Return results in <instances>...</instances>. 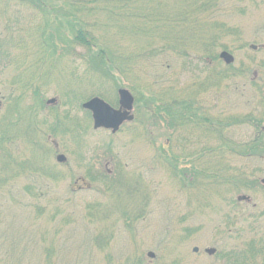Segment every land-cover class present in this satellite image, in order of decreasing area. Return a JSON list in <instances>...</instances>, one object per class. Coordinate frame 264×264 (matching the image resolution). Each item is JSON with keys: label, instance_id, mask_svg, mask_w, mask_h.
<instances>
[{"label": "rangeland", "instance_id": "obj_1", "mask_svg": "<svg viewBox=\"0 0 264 264\" xmlns=\"http://www.w3.org/2000/svg\"><path fill=\"white\" fill-rule=\"evenodd\" d=\"M160 1V8L170 12L148 21L157 27L147 35L148 46L143 39H137L141 37L119 30L138 23L137 19L122 17L113 21L107 12H97L100 23L117 24L111 31L102 26L105 31L97 34L101 41H116L119 54L148 51V59H139L128 78L124 77L126 87L135 88L130 90L137 98L136 120L113 134L94 129L92 116L85 114L82 104L66 106L60 83L66 82L65 75L68 77L69 71L78 67L76 84L87 100L102 91L115 105L119 87L110 82L100 90L96 84L88 87L83 73L86 64L80 55L71 56L73 65L65 60L64 68L56 69V76L49 77L51 84L47 88L38 83L34 66L39 52L34 26L40 22V14L33 11L36 17L32 19L30 9L15 5L8 8V2L0 0V38L2 42L8 40L5 47L11 52L0 64V264H230L227 258L208 255L205 248L216 247L229 257L241 248L250 249L253 240H262L260 244L264 246V185H260L264 158L247 161L229 154L218 156L214 151L198 161L188 159L186 156L201 145L192 143L197 133L187 125L183 134H191L188 140L181 143L172 137L169 147H155L154 139L165 142L167 128L154 125L148 110L139 108L142 104L148 107L149 95L144 93H158L165 100L170 94L180 99L195 98L213 117L228 119L250 111L260 113V92L250 80L257 71L259 79L264 76L260 70L264 61V0H211L198 7L193 2L191 13H183V17L181 9L187 0ZM103 2L98 0L97 6ZM110 2L117 13L136 17L142 10L143 15L148 14L146 0ZM121 5L125 6L123 10ZM16 9L20 11L21 24L14 30L6 29L4 22ZM21 39L26 43L22 44ZM164 45H173L185 54L166 48L150 57V50ZM223 50L235 56L232 65L236 69L249 67L251 74L236 71L234 77L219 80V70L227 65L222 60L205 62V58H213ZM78 51L82 53L81 48ZM19 60L24 65L18 66ZM21 73L26 74V81L19 83L15 79ZM39 87L46 89L41 92L44 105L33 93ZM52 98L56 102H49ZM10 107L7 126L3 119L10 114ZM56 115L72 130L78 128L84 133H48ZM222 130L236 141L255 134L252 126L243 123ZM210 138L213 136H205L203 146L221 144L220 138L218 143ZM40 141L48 150L45 160L30 143L38 145ZM60 153L67 157L64 163L57 161ZM178 157L189 162L183 164L186 171L193 166L206 172L207 176L201 177L203 183H195L194 179V184L183 186L174 171V166L182 163H175ZM38 158L48 173L28 169L26 161ZM17 162L18 168L13 170ZM8 163L9 170L4 166ZM213 167L222 171L214 176L208 170ZM235 167L254 173L260 183L251 182L256 185L240 190L224 184L225 177L236 173ZM244 193L250 195L248 200H236ZM150 252L155 256L149 257ZM247 263L264 264V250L258 260Z\"/></svg>", "mask_w": 264, "mask_h": 264}, {"label": "trees", "instance_id": "obj_2", "mask_svg": "<svg viewBox=\"0 0 264 264\" xmlns=\"http://www.w3.org/2000/svg\"><path fill=\"white\" fill-rule=\"evenodd\" d=\"M8 2L7 7H12L15 5V7L20 6L22 8H28L30 9L29 14L32 19L36 17V14L33 11H38L40 14V22L34 26V31L36 33V39L35 44H37L38 49V58L35 61L37 66H34V69L37 70L38 76L36 79L38 80V83L44 84L46 88L51 84L49 77L53 74H55L54 71L56 69L64 68L62 63L65 60H68V63L71 62V65L74 64V57L71 58V56L75 55L76 57L78 55L81 56L82 61L84 64H86V69L83 71V73L86 75V78L83 79L88 82V87L91 85H99V90L102 89V86L105 84L114 83L118 87H126L128 84H124L125 80L124 77L126 76L128 78V74L132 71V66L134 64L138 63L140 61L139 59H148V51L147 53H129V54H119L116 50V46H119L116 41H101V37L97 34L100 33L99 31H105V28L108 26V29H113L117 27V24L115 25L112 23L109 25V23H100V21L96 18L97 12L100 10L101 12H107L108 15H111V19L114 21L115 18L120 19L122 17L124 18H131V19H137L138 23L129 24L130 26L120 27L119 30H121L123 33H126L130 35L131 37H141L137 39H143L142 42H146L148 46V34L153 33L157 27H153L148 24V21L150 19L157 20L155 17L162 16L164 13L170 12L166 11L164 12V8H160V0H146L148 2V14L143 15L144 12L142 10H139L134 17L132 14H125L123 13H117V9L110 1L111 0H103V4H99L97 6L98 0H92L86 1V0H6ZM211 0H187L185 3V8L181 9L182 14L180 15L183 17V13H191V4L195 2L196 7L203 6L207 3H209ZM95 3V4H94ZM88 4V5H87ZM121 10L125 8L124 5H121ZM23 12V16H24ZM37 13V14H38ZM120 17V18H119ZM20 18V11L18 9L15 10V14L8 16L7 20L4 22V26H6V29H12L14 26H19L21 24ZM137 22V21H136ZM124 25V24H123ZM122 25V26H123ZM17 28V27H16ZM14 30V29H12ZM128 31V32H125ZM230 30V29H229ZM227 29V32H229ZM218 40V39H217ZM20 42L22 44L26 43L25 40L21 39ZM138 42V41H137ZM218 42V41H217ZM5 45H9L8 40L2 42V39L0 38V64L3 59L9 58L11 55V52ZM180 45H182L180 43ZM78 48L82 49V53L78 51ZM166 48H169L176 51L177 54L184 55L185 53L183 51H179L176 49L175 46L164 45L162 48H155L149 51L150 57L153 55H157L160 52H164ZM225 49L228 48V46L224 47ZM159 50H161L159 53H157ZM204 51L206 53L208 52V49L205 48ZM81 53V54H80ZM210 54V53H209ZM206 57V56H205ZM78 58V57H77ZM80 58V57H79ZM208 58V59H207ZM212 59V60H210ZM220 61L221 59L219 57V54L214 56L213 58L210 56H207L205 58V62L208 61ZM22 62V63H21ZM23 60H19L16 62L18 66L24 65ZM245 68V67H243ZM78 70V67H74L73 71H69L68 77L65 75V77L68 79L64 83H60L61 86H63L62 91L64 92V99L66 106H70L74 108L75 106L81 105L84 101L87 100L85 97V93L81 90H79V86H77L76 81V71ZM251 68L247 67L245 70L236 69L232 64L227 65L225 69H220L218 72V78L219 80L223 79H229L234 77L236 75V71H240L241 73H244V75L251 74ZM261 72L264 74V61L261 65ZM259 70V71H260ZM37 72L33 73V78L36 77ZM54 72V73H52ZM258 71L254 73L252 76L250 82L254 88L259 94V106L258 108H261V112L254 114L253 111H250L248 114L244 116H230L228 119H225L226 117L218 115L217 117L210 116L207 112L204 110L203 107H201L200 103L195 98H184L180 99L178 97H174L170 94L169 97L165 100L162 96L158 95V93L153 94H146L149 95L150 101L147 104H142L140 109L142 108L145 110V112L148 110V116H150L152 119L155 120L154 125H163L166 126L167 130L166 136H165V142H159L154 139V146L155 147H165L166 145L169 147V143L172 140V137H177V139L183 143L184 141L188 140V137L183 134V131L186 130L184 125H187L190 127V129L196 131L199 138H196L192 141L193 144L197 143L198 149L194 152H192L190 155L186 156L188 159H193L195 161L201 160L208 155H210L211 152H217L218 156L220 154H229L231 156L236 157H243L249 161L252 157L257 158H264V76L261 77V79L258 78ZM35 75V77H34ZM47 75V76H46ZM43 76V77H42ZM56 76V74H55ZM29 78V76L27 77ZM35 79V81H36ZM17 82H25L26 81V74L21 73L20 75L16 76L15 79ZM79 83V82H78ZM63 84V85H62ZM75 85V87L73 86ZM217 85H220V83L217 81ZM41 86V85H40ZM200 88H204L205 86L203 84H199ZM104 87V86H103ZM131 90H135L134 87L131 88ZM41 87H39L37 90H35L33 93L39 98L40 102L44 105L43 102L44 98L41 96V92H44ZM95 92V91H94ZM263 92V93H262ZM45 93V92H44ZM102 96L106 97V95L100 91L97 93H93V96ZM144 95V97H145ZM86 99V100H85ZM89 99V98H88ZM10 114L6 117V119H3V122L8 124L10 123L9 116L11 115L12 108L10 107ZM139 109V110H140ZM86 115L91 116L90 112L82 109ZM66 118V116H64ZM51 120V119H50ZM152 121V120H151ZM24 122V121H23ZM49 123L48 121H45ZM53 124L49 127L50 130L48 133L59 135L63 133H72L76 136L80 135V132L83 134L82 130L79 132L78 128L72 130L70 124H64V120L59 116L56 115V119L53 121ZM2 123V122H1ZM4 123H2L4 125ZM25 123V122H24ZM153 123V121H152ZM240 123L248 124L253 127L254 129V136L250 139H247L245 141H236L235 139H230V133L227 130H222L223 128H231L235 125H239ZM90 125H88L89 127ZM28 127V126H27ZM31 127V124H30ZM7 128V127H6ZM86 128V125L84 129ZM21 130H23L21 128ZM8 131V130H7ZM29 131V130H28ZM30 132V131H29ZM192 132V131H190ZM194 133V132H193ZM211 133V134H210ZM216 133V135H215ZM223 133H226L222 135ZM208 134L209 136H213V138H210L209 140L216 141L218 138H220V145H211L209 147L203 146V141H205V136ZM224 137V138H223ZM193 138V136H192ZM204 138V139H203ZM33 141V140H32ZM31 145L36 146L39 153H36L37 155H40L41 160L42 158L45 160L47 158L48 150L45 148V146L41 143V141L36 144V142H30ZM218 143V140H217ZM194 155V156H192ZM176 157V156H175ZM3 158V157H2ZM175 159V163H180V165L174 166L176 170V174L179 176V178L182 181L183 186H188L190 184L201 182V177H206V172L203 170H199V168L195 167L193 169V166L191 167L192 170L189 169V171H186L183 166V164L187 165L189 162L184 161L183 159ZM40 159L38 158L33 160L26 161V164H30L28 169L38 172H45L48 173L49 170L44 168L43 165H40ZM213 164H216L215 160L212 162ZM5 164V168L9 170V165ZM24 164V163H23ZM16 165V166H15ZM15 165H12V168H18V162L15 163ZM25 165V164H24ZM9 166V167H8ZM188 168V167H186ZM236 168V169H235ZM236 172L232 176L225 177L224 184H229V186H234V188H237L240 190L242 187L251 188L252 186L256 185L257 183H260L258 179L256 178L254 173H245L241 171L240 168L235 167ZM212 175L217 176L218 171H222L219 169L217 171L216 167L211 170V168L208 169ZM249 170V169H247ZM254 169L250 170L253 171ZM233 171V170H232ZM190 172V173H189ZM190 178V179H189ZM193 180V181H192ZM251 182L256 184H251ZM203 183V181L201 182ZM218 184L217 182H214ZM262 186V184H260ZM250 186V187H249ZM262 240L256 241L253 240L250 245V249H239L238 251H234V254H229V257L226 256L225 253H222L221 251H218L216 253L217 256H220L222 258H227L228 262L232 264V262L236 264H248L247 261H253L258 260V257L260 253L264 250V246H262L260 243ZM235 260V261H234Z\"/></svg>", "mask_w": 264, "mask_h": 264}, {"label": "water", "instance_id": "obj_3", "mask_svg": "<svg viewBox=\"0 0 264 264\" xmlns=\"http://www.w3.org/2000/svg\"><path fill=\"white\" fill-rule=\"evenodd\" d=\"M221 57L230 64L234 61V56L228 51H223ZM120 96V107L115 108L110 103L105 101L101 97H93L83 104V107L92 112L94 127L106 128L112 130V132H117L120 126L125 122L132 120L134 115L131 113L133 109L134 97L131 92L126 88L119 89ZM56 101L55 98L49 100V102ZM2 102L0 101V107ZM65 159L64 155H59L58 160L63 161ZM264 182V180H263ZM239 199H249L248 196L242 195ZM198 251V248H195ZM206 251L209 254H214L216 248H207ZM149 256L154 257V253L150 252Z\"/></svg>", "mask_w": 264, "mask_h": 264}, {"label": "flooded vegetation", "instance_id": "obj_4", "mask_svg": "<svg viewBox=\"0 0 264 264\" xmlns=\"http://www.w3.org/2000/svg\"><path fill=\"white\" fill-rule=\"evenodd\" d=\"M136 100H135V104H134V113H135V108H136ZM202 107V106H201ZM205 110V109H204ZM135 115H136V113H135Z\"/></svg>", "mask_w": 264, "mask_h": 264}]
</instances>
